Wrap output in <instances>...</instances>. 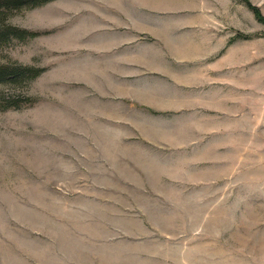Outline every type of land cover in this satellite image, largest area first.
I'll use <instances>...</instances> for the list:
<instances>
[{
    "label": "rangeland",
    "instance_id": "1",
    "mask_svg": "<svg viewBox=\"0 0 264 264\" xmlns=\"http://www.w3.org/2000/svg\"><path fill=\"white\" fill-rule=\"evenodd\" d=\"M6 15L38 35L0 66L44 71L0 82V264H264V24L242 0Z\"/></svg>",
    "mask_w": 264,
    "mask_h": 264
},
{
    "label": "trees",
    "instance_id": "2",
    "mask_svg": "<svg viewBox=\"0 0 264 264\" xmlns=\"http://www.w3.org/2000/svg\"><path fill=\"white\" fill-rule=\"evenodd\" d=\"M50 1L52 0H0V45L8 44L13 39H17L18 41H26L27 39L38 35L36 32L19 29L15 26L5 23L4 19L7 16V12H11L13 9L23 8L24 6L27 8H34ZM242 1L253 12L256 19L264 24V16L260 13V10L256 6L252 5L248 0ZM43 71L44 68L41 67L3 64L0 66V82L14 83L18 80L29 82L38 77ZM18 107L19 105L17 103H14L9 99L6 101V105H4L2 110Z\"/></svg>",
    "mask_w": 264,
    "mask_h": 264
}]
</instances>
